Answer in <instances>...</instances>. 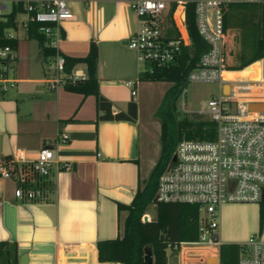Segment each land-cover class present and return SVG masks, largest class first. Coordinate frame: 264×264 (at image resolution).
<instances>
[{"label": "crops", "instance_id": "1", "mask_svg": "<svg viewBox=\"0 0 264 264\" xmlns=\"http://www.w3.org/2000/svg\"><path fill=\"white\" fill-rule=\"evenodd\" d=\"M131 1L68 0L75 18L63 23L60 49L66 58H81L95 44L100 93L112 102L115 113L136 101V121L99 119L94 94L85 95L68 86L50 89L53 73L47 68L43 38L18 32V44L9 61L17 82L7 92H0V162H8L17 148L26 156L21 163H7L14 171L11 178L0 176V242L17 244V264H123L101 262L97 242L122 232L117 203L132 202L139 180L146 178L143 166L151 160V143L158 134L151 117L144 120L142 113L145 106H158L153 96L142 97L145 79L158 67L140 64L137 52L128 46L138 27ZM164 1L169 7L166 14L174 7L179 19L186 15L187 3L197 0ZM256 1L262 6L264 37V0ZM67 70L88 74L82 62ZM129 80L137 82L134 96ZM62 132L70 140L55 146L59 163L52 167L50 177H40L33 162L45 141ZM62 163L69 168H62ZM22 185L41 188L42 194L20 199L15 190ZM256 208L243 203L221 207L219 236L224 244L238 245L258 231L260 210L256 220ZM248 212L249 221L245 218ZM126 214L122 211L121 216ZM240 220L242 228L233 230L232 224ZM257 235L264 240V230ZM193 249L194 258L204 253L201 248ZM182 259L179 252L180 264Z\"/></svg>", "mask_w": 264, "mask_h": 264}, {"label": "built area", "instance_id": "2", "mask_svg": "<svg viewBox=\"0 0 264 264\" xmlns=\"http://www.w3.org/2000/svg\"><path fill=\"white\" fill-rule=\"evenodd\" d=\"M253 0H197L196 24L200 35L209 44L199 64L192 68L186 82H218L220 95L208 102L207 110L195 112L209 114L216 124L217 135L213 140L183 139L177 145L172 160L160 175L156 198L161 202H183L198 206L201 225L198 241L182 242L179 252L183 264L197 262L222 264L223 241L219 236L220 209L228 203L264 201V111L252 109L251 103L264 102V58L258 63L254 75L237 74L227 79L224 69V6L230 2ZM131 8L138 17V27L128 40V46L137 52L140 64L169 68L179 59L184 46L191 44L186 15L177 19L173 10V33L163 25L168 4L164 0H132ZM16 13L17 27L5 32L8 38H17L18 32L34 31L44 40L45 48L53 53L47 56V68L53 73L49 88L77 85L88 80L84 72L67 70V58L60 49L64 39L63 23L75 18L68 0H0V17ZM13 48L0 47V92H7L16 85L9 61ZM136 81L127 85L136 94ZM181 89L183 109L186 108V86ZM229 85V93L224 86ZM70 136L58 133L45 141L33 162L34 171L40 177L51 176L52 167L58 164L55 146L67 143ZM26 160L25 151L17 148L12 164ZM8 162H0V176L14 175ZM62 168H69L67 163ZM15 194L20 199H35L42 194L38 187L22 185ZM149 213L143 221L150 220ZM183 244V247H182ZM238 264H264V240L257 234L240 242ZM193 247L204 250L194 258Z\"/></svg>", "mask_w": 264, "mask_h": 264}, {"label": "trees", "instance_id": "3", "mask_svg": "<svg viewBox=\"0 0 264 264\" xmlns=\"http://www.w3.org/2000/svg\"><path fill=\"white\" fill-rule=\"evenodd\" d=\"M195 2L186 6V18L191 44L184 46L178 61L169 68L155 69L154 79L166 78L174 83L164 98L166 108H161V153L147 180H139L137 192L130 204L117 203L118 228L122 229L116 237L97 242L98 259L101 262L144 264L146 247H151L155 264H170L171 258L179 252L182 242L198 241L201 216L197 205L183 202H161L156 198L160 175L170 164L174 151L183 139L213 140L216 138V124L209 119L178 118L174 99L185 85L188 72L195 68L209 44L200 35L196 24ZM174 7L165 15V30L173 33L172 13ZM17 27L16 13L0 17V47H17V38H8L5 32ZM224 69L237 72L264 58V37L262 36V6L259 1L230 2L224 6ZM30 34L38 35L37 32ZM43 38V37H42ZM46 49V55L53 53ZM98 48L95 44L90 53L81 58H67V69L75 63H85L89 78L83 83L69 85L73 91L85 95L94 94L97 99L98 118L102 120H129L138 118V103L130 101L126 110L117 113L112 102L99 91L96 77ZM235 74L233 78L236 76ZM260 223L264 227V201L260 203ZM155 207L156 215L143 221L144 214ZM122 211L127 214L123 218ZM222 264H238L240 253L236 244H223ZM17 244L0 242V258L4 264H17Z\"/></svg>", "mask_w": 264, "mask_h": 264}, {"label": "rangeland", "instance_id": "4", "mask_svg": "<svg viewBox=\"0 0 264 264\" xmlns=\"http://www.w3.org/2000/svg\"><path fill=\"white\" fill-rule=\"evenodd\" d=\"M259 63H255L252 64L248 67H246L245 69L238 71V72H225L226 77L230 78L233 77L235 74H239V75H244L246 77H250L251 75H254V71L256 68H258ZM153 74H151L150 76H147V78L145 79L147 85L145 84V89L144 91H142V97H151L153 96V98H155L157 100L156 105L160 106L161 108H166V102H164V96L168 90V88L172 87L174 85V83L166 78H156L154 79ZM188 89V92L185 95V101H186V108L188 111H185L183 109V97L181 94V91L178 93V95L176 96V98L174 99V107L176 110V114L178 118H183V117H189L192 119H209L210 116L207 113H197L195 111L202 109V110H207L208 108V102L213 98V97H217L220 95L221 92V87L220 84L218 82H199V81H189L186 83L185 85ZM148 91V92H146ZM225 93H229L230 91V86H226L224 89ZM162 102V104H161ZM159 103V104H158ZM146 105V104H145ZM158 106H155L157 108H152V109H148L147 106H145L143 108V119L147 120L148 118L151 119V126L153 127V129L155 131H157V137L155 142L151 143V150H150V154L149 157L151 158L150 162L147 164L149 165L148 167H146L145 165L143 166V177H146L145 180H147V178L149 177L152 169L150 165H154L153 163H157L160 153H161V142H160V138L158 137L159 133H161V119H160V109H158ZM157 109V110H156ZM153 110H155V112H153ZM152 118L154 120H152ZM159 138V139H158ZM144 180V181H145ZM243 204H247V205H253V206H258L259 209L256 208V220H257V212L260 210V203L258 202H244ZM149 214L152 217H155L156 215V210L155 207L152 205L149 211ZM245 218L246 220H250V215L249 212L245 214ZM258 221H259V229L256 233L253 234H263V230L264 227H261V223H260V218L258 217ZM242 220H240V222L238 224H232V229H241L242 228ZM210 264H216L215 260H211L210 259ZM4 260H2L0 258V264H4ZM170 264H180V260H179V252L174 255L171 260H170Z\"/></svg>", "mask_w": 264, "mask_h": 264}, {"label": "water", "instance_id": "5", "mask_svg": "<svg viewBox=\"0 0 264 264\" xmlns=\"http://www.w3.org/2000/svg\"><path fill=\"white\" fill-rule=\"evenodd\" d=\"M250 106L252 109L264 111V102L251 103ZM212 259L216 261L215 258H211V260ZM144 264H155L153 252H152L151 247H149V246L146 247V249H145Z\"/></svg>", "mask_w": 264, "mask_h": 264}, {"label": "bare ground", "instance_id": "6", "mask_svg": "<svg viewBox=\"0 0 264 264\" xmlns=\"http://www.w3.org/2000/svg\"><path fill=\"white\" fill-rule=\"evenodd\" d=\"M228 86V85H227Z\"/></svg>", "mask_w": 264, "mask_h": 264}]
</instances>
